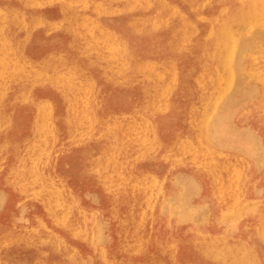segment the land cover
Wrapping results in <instances>:
<instances>
[{
	"label": "rangeland",
	"instance_id": "374dc122",
	"mask_svg": "<svg viewBox=\"0 0 264 264\" xmlns=\"http://www.w3.org/2000/svg\"><path fill=\"white\" fill-rule=\"evenodd\" d=\"M226 7L195 27L201 66L176 59L201 95L151 104L146 70H104L118 38L168 57V28L131 33L155 0H0V264H264V17ZM73 91H99L100 120ZM115 118L157 129L118 149Z\"/></svg>",
	"mask_w": 264,
	"mask_h": 264
},
{
	"label": "bare ground",
	"instance_id": "6f19581e",
	"mask_svg": "<svg viewBox=\"0 0 264 264\" xmlns=\"http://www.w3.org/2000/svg\"><path fill=\"white\" fill-rule=\"evenodd\" d=\"M178 1L180 3V7L172 6L164 0H155L156 6L159 9L154 16L145 18L142 21H134L131 23V33L134 37L140 36L139 35L140 33L147 34L148 30L147 28H145V26L157 29V31H159V29L163 27L169 29V34H167L166 37L160 34H156V38H155L156 41L163 42V46L166 49V54L168 56L166 59L154 63L143 62L141 65H138L137 63H132L130 60L131 54L128 50V44L123 38H118L117 42L114 43L117 45H114V47L116 48L113 54L112 55L107 54L109 56L110 62L113 61L115 65L111 69L108 66L104 70V75L106 77L120 76V78H126L124 77L125 75L124 73L126 69L129 68L130 66L136 68L137 70L140 69L146 70V72L148 73V78L152 82L151 88L145 91V92L149 91L152 93L151 104H155L160 100L161 97L160 93H162L163 91H166L167 92L166 95L169 97L173 93L178 92V99L179 102L181 103L183 102L186 103L188 101H191L192 99H197L201 95V94H196L195 90L193 89L196 86L193 77L190 76L189 73H184V72L182 73V71L178 70L177 67L178 61L176 59L180 56V60H184L185 62L192 64V66L195 68H198L199 65L201 66L200 62L202 61L199 60V58L200 56H204V54L202 50H199L200 52H198L197 49L194 48L195 35H196L195 27L199 24L201 26L204 24H208L209 20L211 19V16L214 13L219 12L221 9L227 8L226 6L229 2V0H178ZM241 1L254 2V5L258 6L257 16L260 18L264 17V0H241ZM174 19L177 20V24H178V26L175 28L170 27L172 26L171 24ZM171 41H173L176 44L172 45ZM179 44L183 45V47L179 48L178 47ZM148 68L151 69L150 72L152 73L154 69L166 68L169 72V75L164 76L156 73L152 74L149 71H147ZM177 70L179 71L180 75ZM167 79L175 81L178 90L177 89L175 90L174 87L169 86L171 83L170 82L166 83L165 81H167ZM98 92L99 91H93L90 94H86V93H78V91L76 92L73 91L75 95L74 99H76L78 96V101L75 103V107L85 108L84 115H81L80 113L76 115L81 122L92 121L95 118V115L101 112L102 110L101 105L97 101ZM46 109L47 107H45L42 110L47 111ZM95 119L100 120L98 118ZM102 120L105 121H102L103 122L102 124L100 122V127H102L103 130H109L114 136H116L114 147L118 149L125 146L124 141L126 140L124 139H128L127 135L128 134L130 135V130L132 131L134 137H136L137 139L142 135V132L143 134L150 135L153 133L155 134V131L157 129V127L155 126L156 124H153L150 120L148 121L149 123L148 125H144L145 127L144 129L142 125L143 124L142 121H144V119H141L135 123H131L126 126L124 125L123 120L119 118H115L114 121H109V119H102ZM237 187H238V183H234L233 190L230 189L229 190L230 193L224 195L223 198L232 199L235 196L234 194L237 191Z\"/></svg>",
	"mask_w": 264,
	"mask_h": 264
}]
</instances>
